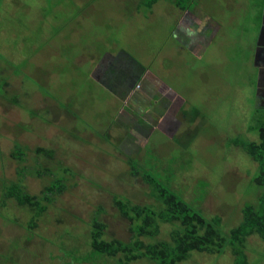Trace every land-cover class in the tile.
I'll use <instances>...</instances> for the list:
<instances>
[{
  "label": "rangeland",
  "instance_id": "374dc122",
  "mask_svg": "<svg viewBox=\"0 0 264 264\" xmlns=\"http://www.w3.org/2000/svg\"><path fill=\"white\" fill-rule=\"evenodd\" d=\"M137 1L0 0L1 174L35 194L54 179L66 184L53 203L44 201L48 209L33 231L27 228L33 215L28 202L21 208L13 200L11 210L1 208L0 264H66L73 256L75 262L117 264L91 250L86 219L103 221L107 239L128 241L131 233L113 195L159 208L146 175L206 219L220 217L225 233L264 192L254 182L258 164L234 143L258 138L250 128L262 106L253 62L264 0H196L186 12L167 0L152 8H139ZM103 53H123L155 75L154 94L167 101L156 108L169 103L168 128L144 124L150 120L142 116L137 120L143 130H122L114 121L120 105L93 79L100 69L110 70V57L97 68ZM140 69L142 83H148L151 76ZM122 100L120 109L139 115V101ZM118 116L124 121L123 110ZM16 147L28 154L19 166L9 160ZM36 147L53 157H37ZM20 168L25 172L18 175ZM38 170L42 178L35 176ZM171 229L163 224L158 239H168ZM245 253L247 264H264V241L252 236ZM134 264L152 263L145 258ZM177 264L236 262L229 250L194 251Z\"/></svg>",
  "mask_w": 264,
  "mask_h": 264
},
{
  "label": "trees",
  "instance_id": "16d2710c",
  "mask_svg": "<svg viewBox=\"0 0 264 264\" xmlns=\"http://www.w3.org/2000/svg\"><path fill=\"white\" fill-rule=\"evenodd\" d=\"M158 1L159 0H138L137 7L152 8ZM167 1L182 12L190 11L196 3V0ZM257 18L259 17L257 16ZM9 66L11 65L9 64ZM47 92L48 95L53 96L50 90H47ZM69 115L73 117L71 114ZM32 116L39 117L40 114L36 113V115ZM254 118L255 123L250 128V131L256 133L258 138H256V140L247 141L235 139L234 143L235 145H240L258 164L259 173L254 182L264 190L263 106H258V108L255 109ZM36 148L35 150L33 149L34 153L32 154H36L37 157L43 153H45L46 157L49 159L53 157V152L51 150L40 147ZM0 154L2 155L1 152ZM27 155L25 156L22 148L16 147L11 153L10 157L12 159L9 160L19 166L25 161ZM129 164L132 165L131 161ZM59 168H63L62 170L64 172L69 171L62 165H59ZM24 169H18V175L24 174ZM42 173L43 171L40 170L34 172L35 176L40 178L43 177ZM132 173L133 175L140 174L138 171ZM0 176L3 184L0 183V185H5V187L0 186V210L1 208L2 210L4 208L11 210L12 205L10 202L13 200L17 204L16 206L21 208L27 206L25 204L28 202L33 215L27 228H30L32 231L37 227L38 219L44 216L48 209L47 205H44V201H47L49 205L54 202L53 198L55 196L62 194L66 190V184L62 179L58 178L54 179L52 182L50 181V184L43 188L41 194L30 193L23 182L10 178L5 172L1 174L0 171ZM144 181L149 184L153 183V196L156 201L159 202V208H155L152 205L139 204L129 199L122 198L119 195H113V207L118 212L120 219L129 227L128 231L131 233V236L128 241L114 237L107 239V225L96 216L88 218L86 219V224L89 228L88 245L93 252L103 257L115 259L117 264H134V262L145 258L152 264H177L186 260L190 253L194 251L213 255L223 254L226 250H229L234 258V263L247 264L245 248L249 238L258 236L264 241V192L258 199L256 205H245L242 210L243 217L241 223L237 227L231 229L230 232L225 233L220 229V225L222 224L220 217L215 216L211 220L206 219L201 213L192 209L176 194L156 183L149 175H146ZM40 197L41 199H39ZM57 209V212H65V210H61L62 208L60 207ZM77 219L79 218L77 217ZM80 219L82 220V218ZM163 224L172 226V229L169 232L168 239L160 240L158 237L161 234V226ZM63 231L64 230H62V232ZM21 233L26 236V229H21ZM83 236H85V234ZM64 258H66V256ZM60 259L59 261L62 262L63 258L62 260ZM75 259L76 257L73 256L72 260L66 264H86L85 261L75 262ZM64 262L65 261L62 263L65 264Z\"/></svg>",
  "mask_w": 264,
  "mask_h": 264
},
{
  "label": "crops",
  "instance_id": "0c3cea01",
  "mask_svg": "<svg viewBox=\"0 0 264 264\" xmlns=\"http://www.w3.org/2000/svg\"><path fill=\"white\" fill-rule=\"evenodd\" d=\"M178 35H180L179 32H178ZM200 37H201V34H200ZM199 42L200 41H197L198 45L201 44ZM101 55L102 56L99 57V59L96 58V60L98 59L97 68H102L101 63L106 60L105 59L106 57H110V62L109 64H107V68L109 66L110 70L109 72L107 71L105 72L104 70L100 69V75H96V77L95 78L93 77V79H95L97 83L101 85V87L103 88L102 89L103 92L108 93L109 95H111V97H113L115 100L118 101L120 107L116 108L115 115H114V121L117 124H119L121 129L122 130H125V128L131 129L133 126L134 129L140 128L141 130H143L144 128L143 124L141 125L139 120H137V117L139 118V116L145 117L146 119L150 120L144 124H150V123L151 125L158 124V126L163 125L164 126L163 128L165 129L168 128V126L171 125V120H169L171 118V112L168 110L169 103L167 104V106H162L161 108H158V109L156 108L158 103H164V101L166 100H163L162 102L158 100L159 96L158 95L155 96L154 94L155 90L159 88V81L157 80L155 75L151 74L150 71L145 66H143L140 62H135L134 60L130 59L129 56L124 55L123 53H120L119 55L115 57H112L111 53H103ZM122 56H125V59ZM117 61H122V62L119 64L117 63ZM115 64H119L118 67L119 66L120 67L119 68L114 67ZM126 64L129 65L127 68H125ZM138 67L142 68L143 71L146 70L147 73L145 74H149L151 76L150 78L151 80L148 83L147 82H145V84L142 83L144 81V77L141 76V73L139 72V70L141 69ZM113 69H116V70L114 71ZM139 83L140 85L138 86ZM141 83L143 86L141 85ZM135 86H137L138 88L137 87L135 88ZM159 93L160 92H158V94ZM164 94H166L165 91H164ZM124 98H126V100L127 98H130L133 101V103H135L134 100H137L140 102L141 107L137 109L139 111V115H137L136 111L128 112L126 109H120L121 105L124 104L122 100ZM128 109L130 110V108ZM119 110H123L124 112V121L122 120L123 119L122 116H118ZM151 113L154 115V117L150 116ZM148 116H150V119ZM160 118L161 120L158 121V119ZM123 122H126V123L124 124ZM148 128H150L149 125H148ZM148 128L146 127V129ZM126 134L127 132L123 133V135H126ZM138 135H141V134L138 133ZM139 138L140 139L143 138L144 140V135L143 136L141 135V137Z\"/></svg>",
  "mask_w": 264,
  "mask_h": 264
},
{
  "label": "flooded vegetation",
  "instance_id": "af4514ba",
  "mask_svg": "<svg viewBox=\"0 0 264 264\" xmlns=\"http://www.w3.org/2000/svg\"><path fill=\"white\" fill-rule=\"evenodd\" d=\"M263 8H264V2L262 6V11H261V18H260L259 25H258L260 27V30L263 28V31L260 32L259 34V38L261 39V45L260 46L258 45V38L256 37V47H255V52H254L253 65L255 68H257V71H258L257 81H258L259 76L261 78V80L256 84V88L258 92L257 96L262 101V106L264 107V103H263L264 102V73L262 75L259 74V70H262V69L264 70V12H263ZM260 105H261V102H260Z\"/></svg>",
  "mask_w": 264,
  "mask_h": 264
},
{
  "label": "water",
  "instance_id": "95a60500",
  "mask_svg": "<svg viewBox=\"0 0 264 264\" xmlns=\"http://www.w3.org/2000/svg\"><path fill=\"white\" fill-rule=\"evenodd\" d=\"M263 31V28L261 29V31L260 32H262ZM258 45L260 46L261 45V39L259 38L258 39ZM264 73V70L262 69V70H259V74H263ZM261 80V78H260V76H259V78H258V82ZM259 85V84H258Z\"/></svg>",
  "mask_w": 264,
  "mask_h": 264
}]
</instances>
